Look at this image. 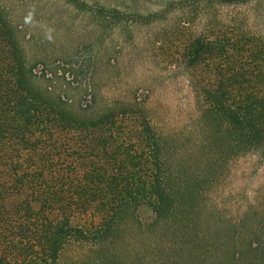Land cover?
<instances>
[{"label":"rangeland","instance_id":"rangeland-1","mask_svg":"<svg viewBox=\"0 0 264 264\" xmlns=\"http://www.w3.org/2000/svg\"><path fill=\"white\" fill-rule=\"evenodd\" d=\"M0 7L34 70L69 101L143 109L163 137L170 174L191 193L180 217L165 224L150 225L148 208L138 213L142 226L127 221L114 240L115 264H225L248 239L251 258H264V149L221 151L222 126L202 116L198 88L219 81L222 60L192 66L187 50L198 36L264 48V0H0ZM166 232L168 257L154 249ZM98 248L71 242L57 264H114L99 259Z\"/></svg>","mask_w":264,"mask_h":264},{"label":"trees","instance_id":"trees-1","mask_svg":"<svg viewBox=\"0 0 264 264\" xmlns=\"http://www.w3.org/2000/svg\"><path fill=\"white\" fill-rule=\"evenodd\" d=\"M20 38L0 7V264H57L71 242L98 245L99 259L115 264L127 221L142 226L138 213L148 208L150 225L165 224L191 193L170 174L163 137L143 109L69 101L34 70ZM248 40L198 36L187 48L192 66L222 60L219 81L198 88L202 116L222 126V152L264 149V48ZM168 235L154 242L164 257ZM245 244L225 264H264Z\"/></svg>","mask_w":264,"mask_h":264}]
</instances>
